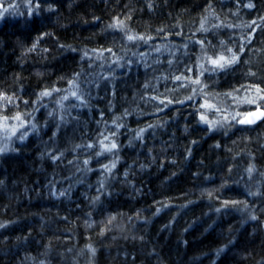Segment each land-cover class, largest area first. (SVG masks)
I'll use <instances>...</instances> for the list:
<instances>
[{
  "label": "trees",
  "instance_id": "obj_1",
  "mask_svg": "<svg viewBox=\"0 0 264 264\" xmlns=\"http://www.w3.org/2000/svg\"><path fill=\"white\" fill-rule=\"evenodd\" d=\"M247 3L0 0V93L13 97L0 114L28 117L32 111L40 124L0 153V264H264V119L210 131L200 122L202 95L176 102L192 94L193 87L177 90L180 82L173 79L189 76L184 69L168 73L159 90L145 88L158 78L144 63L154 46L191 41L193 65L202 54L196 41L210 55L239 51L247 32L223 25L199 30L210 14L234 28L255 19L251 39L257 38L264 0H252V9ZM249 46L238 64L216 72L220 88L205 96L214 95L219 106L218 93L264 89L263 71L246 75ZM77 74L85 105H54ZM53 88L62 91L47 101L39 97ZM166 98L173 101L167 107L159 103ZM244 108L247 113L256 105ZM105 135L118 144V159L96 156ZM114 159L116 167L106 173L102 166ZM252 164L256 172L249 176ZM224 201L243 203L222 208Z\"/></svg>",
  "mask_w": 264,
  "mask_h": 264
},
{
  "label": "snow or ice",
  "instance_id": "obj_2",
  "mask_svg": "<svg viewBox=\"0 0 264 264\" xmlns=\"http://www.w3.org/2000/svg\"><path fill=\"white\" fill-rule=\"evenodd\" d=\"M245 7L252 9L255 7V5L252 3V0H248V3L244 5ZM4 11H7V9H4ZM260 20L264 21V17H260ZM257 22L254 20L252 21L250 24H245L243 25L246 28H252V25L256 24ZM121 26H122V22H120ZM222 25H217V27H221ZM111 27H115V25H112ZM228 27H233V25H228ZM235 27H241V25H235ZM257 27L264 29V24H259L257 25ZM201 31H207V29L204 28V24L203 21L201 23V28L199 29ZM253 31H255V29L253 28ZM128 41H134V40H144L145 43H147V40L144 37H136L133 35H128L127 36ZM191 43V41H189ZM251 42V36H247V37H243L242 38V42L239 45V51L238 52H234L232 50V48H227L225 52H222L218 55L215 56H208V55H204L202 57L201 60H198V63L196 65H190L188 67H186L185 72H191L193 71V69H195L196 75L195 78H193L192 76H186L183 73L180 75H176L173 77L174 81L176 82H180L178 84L177 90L178 88H186L189 87L190 85H196L198 87H194L192 88V94L185 96L184 100H178L176 101L177 103H181L183 104L185 100H192L194 99L197 95H202L204 96L203 93V86H202V81H201V77L207 72L210 74H214L217 71H224L227 70L229 68H231L233 65H236L240 62V55L239 53H243V51L245 50V47L248 43ZM196 43L201 45V49L202 52L204 50V44L202 41H196ZM223 41H221V44L223 45ZM185 47H187V45H185ZM36 48V44H33L32 49H29V51H32ZM107 51L111 52V49H108ZM156 51H160V49H156ZM114 63L118 64V61H114ZM245 63H249V61H245ZM169 64H172V61H169ZM119 66V65H118ZM246 75L248 76H257L256 72H252L249 71L246 73ZM79 77V74H77V77L74 78L73 80L69 81V90H64V91H68V94L63 95L61 97L62 101H68L70 99H74L76 101H78V104H71L70 107H80V106H84L85 102L83 99V95L78 87L77 84V79ZM102 79H107V77H103ZM165 79H167V77H165ZM149 87V84H145V88ZM62 91L61 89H57V88H53L51 90L45 89L44 91H41L39 93V97L43 98V97H50L53 95L54 92H60ZM240 89H236L234 90V92H239ZM246 91L249 93L247 96L243 97V98H238L237 96L234 95V92H230V93H225L223 95L225 96H231L233 98V100L237 103V105L239 106V104L243 103V104H255L256 105V111L255 112H249L247 113L246 116H244L243 118L237 119V117L239 116V113L231 115V120L236 121L237 123L241 124V125H253L256 124V122L258 120H262L264 119V110H262V106L261 103L262 101H264V89L260 88V87H255L253 88V86L249 85L248 88L246 89ZM151 99H157V97H151ZM8 103H13V97L11 96H7L3 93H0V108H3L5 106V104ZM25 103H27L25 101ZM160 104H163L165 107H167L168 105L172 104L173 101L171 99H165V100H160L159 101ZM61 107H63V105H61ZM200 108L205 109V112H202L200 114V122L204 123V124H208L209 125V130H214L218 125L222 126V122L221 121H209L206 115L207 111H216V112H222L223 109L216 105L213 104L211 102H209V100L207 99L206 96H204V103L200 105ZM160 111H162L163 109H158ZM49 115H52V113H49ZM15 120L18 123L17 124H9V120ZM120 118L117 117L116 120L113 121L114 124H116V121L119 120ZM229 120V116L225 115L223 122L226 123ZM122 125L117 124V128H119ZM148 128L153 127V125H148ZM21 129H24L23 131H21ZM147 129H140L137 134H136V138L137 139H142L143 137V133L146 131ZM31 131L33 133L37 132V126L36 124H31ZM0 132L5 133L4 139L5 140H12L13 138L18 139L19 141L23 142L29 135L28 129L24 123V119H23V114L21 113H17L15 116L13 117H8V116H4L2 114H0ZM55 135V133L53 134ZM116 133H112V136H115ZM105 141H108V143H105ZM218 146V145H217ZM77 147H81L80 145H77ZM86 148H93L94 145L92 144H88L86 146H84ZM118 149V144L111 139V137L105 135L103 136V139L99 141V150L95 153L96 156H100L103 155L104 153H113V155H117V159H118V154L116 152V150ZM13 151L15 149H12ZM8 151L7 146L0 148V153L6 152ZM89 163L88 160L84 161V164L87 165ZM116 163L117 160L114 159L110 164H105L103 165V170L106 173H112V170L116 167ZM89 171H91V169H88ZM247 173L249 174V176H251L254 172H256V167L254 164L250 165L247 169H246ZM125 175H127V173H125ZM104 188V182L101 181L100 183V189ZM98 189V191L100 190ZM59 195L63 196L65 195L64 192H61ZM211 195V194H210ZM248 195L250 196H256V195H260V193H253L251 191L248 192ZM97 200H99V196L96 198ZM243 203L242 201H224L222 204V208H228L229 205L231 204L232 206H235L237 204ZM159 211V209L157 210ZM217 212H220L221 209L217 208L216 209ZM252 220L257 219V217L255 215H252L250 217ZM114 219V217L112 218ZM110 222V221H109ZM4 227L3 224H0V228ZM89 227H91V225H89ZM103 234V233H101ZM90 251L93 252V254H95V249H91ZM219 251H223V249H220Z\"/></svg>",
  "mask_w": 264,
  "mask_h": 264
},
{
  "label": "rangeland",
  "instance_id": "obj_3",
  "mask_svg": "<svg viewBox=\"0 0 264 264\" xmlns=\"http://www.w3.org/2000/svg\"><path fill=\"white\" fill-rule=\"evenodd\" d=\"M237 15V14H236ZM209 21L207 22L206 25H204L205 29L211 28V27H216L217 25H223V26H227V24H224V22L221 21L220 18H218L216 15L214 14H210L209 16ZM255 19H248L246 20L247 24H250L252 21H254ZM256 21V20H255ZM246 22H240L239 25H241V27H231L233 28L234 32H236L237 34H242V32H247V36H251L255 31H253V28H246L243 25L246 24ZM253 26V25H252ZM229 28V27H228ZM255 29V27H254ZM259 34V36H257V38L252 37L251 42L249 43L250 46L247 49V53H246V59L243 61V65L244 67H246L247 71H252V72H264V29L260 28L258 30L257 35ZM259 43V44H258ZM258 44V45H257ZM185 45H187V47H185ZM191 43L190 45L188 43L184 44V45H176L175 43H166V44H162V45H157L154 46L153 49L151 50L152 53H149L147 55H145L146 58H144V63L146 65V69H148L151 73V75L154 76H158V78L155 79V82L151 85V83L149 84L148 88H152V89H156L159 90L160 88V84H161V80L163 78L166 77V75L168 73H170L173 70H177V69H186V67L193 65L191 62L192 56L191 53L189 52V50L191 49ZM200 45H196V49L197 52L199 51L198 49H200ZM160 49V51H156V49ZM201 50V49H200ZM202 51V50H201ZM204 55H208V56H215V55H210V54H206L205 52H202V54L200 55V60L202 59V57ZM218 55V54H216ZM169 61H172V64H169ZM245 61H249V63H245ZM195 64H197L198 62H194ZM195 69H193L194 71ZM190 72L191 73L193 72ZM218 72V71H217ZM161 75H160V74ZM208 74V78L205 77V75ZM194 78V77H193ZM221 77L216 76V73L214 74H210V73H205L202 77H201V81H202V86H203V93L204 96L207 95L206 93H208V91H213L216 88H220V84L222 83V79H220ZM158 79V80H157ZM70 86L68 85V88ZM191 87H198L196 85H190ZM188 87V88H189ZM189 88V89H190ZM248 88V86H243V88L240 89L239 92H234V95L237 96L238 98H243L245 96H247L249 93L246 91V89ZM69 90V89H68ZM236 90V89H234ZM192 93V88L189 90ZM181 91H174L173 93L171 92L172 96L181 95ZM230 93V92H229ZM68 94V91L67 93ZM222 95H220L219 93L216 95L221 96L222 98H220V106L223 109V115H220L219 113H217L216 111H213L210 113V117H207L209 121H221L222 122V126H217L214 130H222L225 128V126L227 125L228 122L233 121L231 120V115L237 114L239 113V116L237 117V119L243 118L244 115L246 114V111L241 110L242 108L245 109L244 107L249 106V104H239V106L237 105V103L233 100V98L231 96H225L223 94H225L224 92L221 93ZM204 96L203 97V101H204ZM208 96V95H207ZM206 96V97H207ZM214 95L207 97L209 102L211 103H216V105H218V101H215V97ZM226 97V99H225ZM49 97H43L41 99H44V101H47L46 99H48ZM139 100V98H138ZM74 102L76 100L74 99H70L68 101H62L61 99L57 100V103L53 102L54 105H58L59 107H61V105H63V107H65V105H67L66 103L68 102ZM227 103V104H226ZM43 104V103H42ZM41 104V105H42ZM255 105V104H252ZM219 106V105H218ZM56 107V106H55ZM62 107V108H63ZM248 112V111H247ZM34 112H27L25 113V115H30L28 117H24V123L28 129L29 134L32 133L31 131V124H36L37 126V130L39 129V123L36 121L35 117L33 116ZM227 115L229 116V120L224 123L223 119L224 116ZM12 121V122H11ZM9 121V124H17L18 122L15 120H11ZM50 119L46 118V120L44 121L45 123H50ZM208 125V124H206ZM209 126V125H208ZM43 128H45V125L43 126ZM24 129H21V131H23ZM5 133L0 132V145L1 148L7 146L8 150L11 149L12 145L15 142H21L18 139L13 138L12 140L8 141L4 139Z\"/></svg>",
  "mask_w": 264,
  "mask_h": 264
},
{
  "label": "water",
  "instance_id": "obj_4",
  "mask_svg": "<svg viewBox=\"0 0 264 264\" xmlns=\"http://www.w3.org/2000/svg\"><path fill=\"white\" fill-rule=\"evenodd\" d=\"M262 110H264V108H262ZM255 111H256V108H254V109L251 110L250 112H255ZM247 113H249V112H247ZM247 113H246L244 116H246ZM261 121H263V119H262V120H258V121L256 122V124L259 123V122H261ZM253 125H254V124H253Z\"/></svg>",
  "mask_w": 264,
  "mask_h": 264
}]
</instances>
